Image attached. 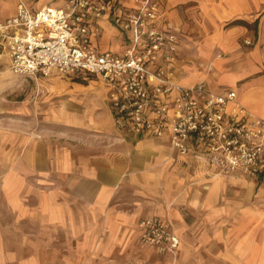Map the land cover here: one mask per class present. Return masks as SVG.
<instances>
[{"label": "crops", "instance_id": "crops-1", "mask_svg": "<svg viewBox=\"0 0 264 264\" xmlns=\"http://www.w3.org/2000/svg\"><path fill=\"white\" fill-rule=\"evenodd\" d=\"M26 2L32 11L63 5ZM15 11L16 0H0V21ZM160 11L179 40L175 80L200 81L211 61L207 86L235 90L245 112L264 117V0H161ZM234 19H257V33L227 26ZM98 26L93 43L122 50L108 15ZM243 38L253 44L239 47ZM101 83L109 106L70 99L49 144L37 123L0 122V264H45V253L55 264H171L140 241L139 222L154 215L181 239L174 264H264V181L219 173L193 148L173 149L168 131L131 133L115 121Z\"/></svg>", "mask_w": 264, "mask_h": 264}, {"label": "built area", "instance_id": "built-area-1", "mask_svg": "<svg viewBox=\"0 0 264 264\" xmlns=\"http://www.w3.org/2000/svg\"><path fill=\"white\" fill-rule=\"evenodd\" d=\"M62 1L32 11L26 0H16L15 13L0 21V56L7 54L12 74L99 79L115 121L131 133L168 131L173 149L193 148L219 173L264 181V117L245 112L233 89L216 92L203 81L175 80L179 40L170 22L161 25V0H133L129 7L112 0ZM104 15L123 34L120 51L92 41ZM139 227L142 243L176 260L181 239L170 221L154 215Z\"/></svg>", "mask_w": 264, "mask_h": 264}, {"label": "rangeland", "instance_id": "rangeland-1", "mask_svg": "<svg viewBox=\"0 0 264 264\" xmlns=\"http://www.w3.org/2000/svg\"><path fill=\"white\" fill-rule=\"evenodd\" d=\"M1 12L7 13L9 10L5 9ZM252 44V39L250 43H246L244 38L238 41V46L241 48L249 47ZM217 55L224 56L222 52H218ZM210 65L211 61L206 66H200L204 67L200 81L207 84L206 75ZM70 99L83 103L84 107L95 103L96 111L103 110L105 104L109 106L108 100L105 98L104 86L100 80L89 79L86 84H83L70 76L60 74L37 78L19 76L12 74L5 65H0L1 123H5V120L7 122L19 120V122L37 123L38 126L43 127L45 143L49 144L47 134L50 130H55V119L59 117V112ZM2 128L0 126V129ZM43 255L47 259L45 264H55V260L51 261L52 256L49 253ZM171 264H174V261Z\"/></svg>", "mask_w": 264, "mask_h": 264}, {"label": "trees", "instance_id": "trees-1", "mask_svg": "<svg viewBox=\"0 0 264 264\" xmlns=\"http://www.w3.org/2000/svg\"><path fill=\"white\" fill-rule=\"evenodd\" d=\"M234 25H242L245 26L247 28H252L254 30L255 33H257L258 31V20L255 19L253 22L249 23L244 19H234L232 21H229L227 23V26H234ZM75 81L86 84L87 80L84 78H80V77H74L73 78Z\"/></svg>", "mask_w": 264, "mask_h": 264}]
</instances>
